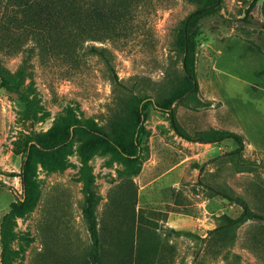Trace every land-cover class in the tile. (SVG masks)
<instances>
[{
  "label": "rangeland",
  "instance_id": "1",
  "mask_svg": "<svg viewBox=\"0 0 264 264\" xmlns=\"http://www.w3.org/2000/svg\"><path fill=\"white\" fill-rule=\"evenodd\" d=\"M208 1L131 0L124 31L84 36L68 57L65 46L39 55L26 15L0 0V66L11 74L25 66L40 116L25 118L24 103L0 83V222L26 200L15 217L14 264H264V219L242 215V204L264 215V0L246 19L251 0H221L189 17ZM182 28L195 39V86L172 109L186 137L155 106L185 88ZM132 95L144 97L136 154L116 156L79 130L112 134ZM211 130L235 131L242 143L201 140ZM26 140L35 147L24 184ZM83 160L94 176L97 247L83 213Z\"/></svg>",
  "mask_w": 264,
  "mask_h": 264
},
{
  "label": "trees",
  "instance_id": "2",
  "mask_svg": "<svg viewBox=\"0 0 264 264\" xmlns=\"http://www.w3.org/2000/svg\"><path fill=\"white\" fill-rule=\"evenodd\" d=\"M14 7L17 10L16 13L21 12L22 15H26L27 20L32 24V27L26 29V35L31 34L34 38V43L39 49L38 54L51 53L53 50H57L56 47L65 46L68 48L66 55L71 57L76 53V49L80 45L78 42L84 36H90L91 39L100 38L101 33H107L116 27L118 31H124V24L127 18V14L132 6L131 0H12ZM221 0H209L204 6L194 10L189 17L195 16L213 6L218 4ZM257 0H251L245 9L244 19L248 16L251 10L256 5ZM36 11L37 18H34L32 12ZM264 15V12H263ZM43 19V27H39V20ZM186 22V20H185ZM264 25V22H263ZM117 31H114L116 33ZM113 33V34H114ZM118 33V32H117ZM1 37V36H0ZM42 38H45L42 40ZM47 38H52V41L47 42ZM59 40L67 45H55L54 41ZM3 41V40H2ZM179 46L183 52L182 66L185 75V88L172 92L170 95L155 103V106L160 110L167 112L169 115L170 123L175 132L183 137L186 135L181 131L175 121V115L172 109V103L182 94L192 89L195 86V82L189 76V57L192 53L195 45V39L189 38L184 28L179 33ZM90 52L99 54L106 62L108 58L105 55V49L96 46L89 47ZM59 52V51H57ZM65 53V52H64ZM113 70V69H112ZM25 66H22L15 73L5 71L0 66V83L13 93H15L20 101L24 103L22 113L25 118L37 120L40 116L37 115V109L32 97L29 96L26 86H24ZM113 78L115 83H120L118 77L113 71ZM144 97L132 95L128 99V105L130 107L128 115L124 122H120L114 125L113 133L110 134L102 129L96 127H83L78 126L79 130H87V133L95 137L93 138L98 147L105 150H113L116 156L131 155L137 152V135L135 133L142 127L143 111L140 106ZM67 126L59 140H66L69 138L71 130ZM77 128L74 129V131ZM201 140L204 141H217L222 138H233L238 144L242 143V137L240 134L231 130H211L206 131ZM62 142V141H61ZM60 142L54 141L46 147L55 146ZM25 155L21 165V176L24 184L27 183V168L31 158V149L35 147V144H29L26 140L25 143ZM80 179L82 181V191L85 194V202L83 206V213L87 223V228L91 239L97 247L98 244V231L96 227V220L94 216V205L96 201V195L92 189V183L94 176L91 166L86 160L82 161L79 167ZM26 205V200L19 199L18 202H12L9 209L3 214L0 222V262L1 264H14L16 251L13 248V242L17 238V233L14 229L15 217ZM244 210L242 215L249 218L264 219V215L251 211L245 204H242ZM240 218V217H239ZM236 220V219H234ZM97 248L91 255L93 263L98 261Z\"/></svg>",
  "mask_w": 264,
  "mask_h": 264
}]
</instances>
